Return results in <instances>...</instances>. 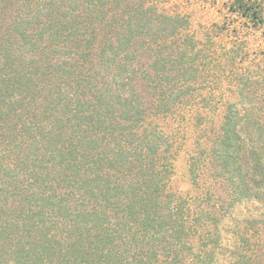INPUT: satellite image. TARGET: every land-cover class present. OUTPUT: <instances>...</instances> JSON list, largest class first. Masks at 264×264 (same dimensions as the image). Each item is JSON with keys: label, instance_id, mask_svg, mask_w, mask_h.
Listing matches in <instances>:
<instances>
[{"label": "trees", "instance_id": "obj_1", "mask_svg": "<svg viewBox=\"0 0 264 264\" xmlns=\"http://www.w3.org/2000/svg\"><path fill=\"white\" fill-rule=\"evenodd\" d=\"M203 43L157 0H0V264H264V74Z\"/></svg>", "mask_w": 264, "mask_h": 264}, {"label": "rangeland", "instance_id": "obj_2", "mask_svg": "<svg viewBox=\"0 0 264 264\" xmlns=\"http://www.w3.org/2000/svg\"><path fill=\"white\" fill-rule=\"evenodd\" d=\"M233 1L157 0L164 9L192 16L194 30L204 42L206 52L214 56L222 65L221 69L224 70V73L221 72L222 75L229 77L237 74V77L242 78V73L247 71L264 74V28H254L243 17L234 13ZM227 54L230 58L226 56ZM211 82L212 80L210 85ZM173 125L176 128L185 127V124H180L178 120H175ZM187 139L189 143V138ZM187 148L188 145L184 147ZM187 158V154L181 150L176 161L173 180L174 185L183 192L187 191L190 185Z\"/></svg>", "mask_w": 264, "mask_h": 264}]
</instances>
